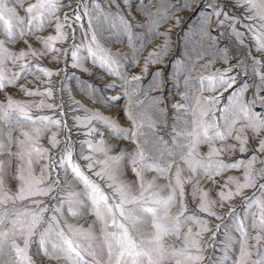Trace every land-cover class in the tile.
Returning <instances> with one entry per match:
<instances>
[{
  "label": "snow or ice",
  "instance_id": "1",
  "mask_svg": "<svg viewBox=\"0 0 264 264\" xmlns=\"http://www.w3.org/2000/svg\"><path fill=\"white\" fill-rule=\"evenodd\" d=\"M199 2L183 0L176 7L161 0L152 12L136 0L147 17L139 23L121 8L129 0H0V264H264V0L205 4L198 14L196 60L208 54L203 44L210 40L213 59L202 68L217 60L229 66L200 73L193 82L195 62L178 61L183 102H167L160 70L142 86L149 65L163 63L171 48V29L160 32L159 25L175 18L179 26L175 13ZM137 27L151 35L141 37L133 31ZM121 33L132 52H113L102 43L115 42ZM159 36L163 44L130 76L146 43ZM141 38L146 43L137 46L134 40ZM221 39L229 46L219 48ZM230 46L237 56H230ZM45 59L58 67L42 64ZM89 62L115 78L106 88L123 95L105 97L88 84L81 90L109 107L126 101L128 126L89 108L71 90L66 106L67 76L61 73L69 64L88 72ZM30 76L46 78L44 87L20 83ZM53 76L61 79L54 82ZM9 87L41 99H18ZM56 91L59 100L49 102ZM235 153L241 155L226 159ZM230 171L242 175H228L215 197L213 189L201 187L215 186ZM186 186L198 201L195 211H189ZM238 197H244L240 208L233 206ZM225 207L228 212L218 211ZM87 216L94 219L80 223ZM225 216V223L213 224L211 218Z\"/></svg>",
  "mask_w": 264,
  "mask_h": 264
},
{
  "label": "rangeland",
  "instance_id": "2",
  "mask_svg": "<svg viewBox=\"0 0 264 264\" xmlns=\"http://www.w3.org/2000/svg\"><path fill=\"white\" fill-rule=\"evenodd\" d=\"M76 0H72V3L75 4ZM103 2V0H101ZM183 2V0H173V4L176 7H179L180 4ZM191 2V0H190ZM210 0H200L199 4L195 5L194 8L192 9H186L184 11H178L175 13L177 17L180 18V24L179 26H176V20L175 18L170 19L164 23H161L159 25L158 31L160 32H165L171 29V48L167 56L164 57V62L160 64H151L149 65V71L146 76H144L142 80V86L147 85L149 80L152 77V73L155 72L156 70H160L161 76L164 78L166 81V86L163 89V92L165 94L166 100L169 104L174 103V102H183L181 99L180 92L183 91L184 89V79L185 77L181 76V73L177 70L179 67L178 61H184L185 63L189 62V58H191V61L195 62V69L191 70L190 67V73L191 77L193 78V82H195V77L203 73L204 75H210L212 72H214L217 68H225L228 67V64H225L222 60H217L211 68L205 70L202 68V65L208 63V61L213 59V56L210 54L212 51H215V48L209 49V45L211 44L210 40L204 41L203 48L208 49V54H205L203 59L196 60V53L193 51L195 48L196 50H201L200 46L196 43L197 41L200 40V32H199V27H200V17L199 13L202 9H205V4L209 3ZM224 3H228V0H223ZM142 3H146L149 6V10L152 12H155L157 8L161 7V0H142ZM140 5L136 3V0H129V5L125 6L123 3L121 4V8L124 11V14L128 16L129 19L133 20V22H139V23H144L147 21V17L144 16L142 13H140L137 9ZM113 11H116L115 7L112 8ZM64 11H69V9H64ZM230 15H238V12H230ZM212 25L211 28L213 30L212 34L216 35L215 32V17L212 18ZM241 31L244 29L241 28ZM52 29H48V32H51ZM134 32L140 34L141 37H149L151 34L148 32L147 29L145 28H140L137 27L133 29ZM43 35H47L48 33H42ZM78 39H82V37H79V32L77 33ZM109 32H104V36H109ZM164 37L159 36L151 39V42L146 43L144 39H137L134 40V42L137 44V46L141 44H145L146 46L143 48V51L140 53V66L134 67V68H129L128 69V74L131 76L133 74H138L141 71V67L143 66L144 58L147 57L148 53L151 52L153 49H156L158 45L163 44L164 42ZM115 42H110V41H102V43L105 44L106 47L110 48L113 52L120 51V52H132L133 48L132 46L128 43L126 36L121 33L118 37H114ZM123 41V42H121ZM71 41L65 43L63 46L67 47L68 43ZM246 43H250V41H246ZM23 46V42L20 44L15 45V48H20ZM39 46V45H36ZM225 46H229V42L227 40L221 39V43L218 45L219 48H223ZM185 53H188V55H185ZM230 56H237V49L236 47H231L230 46ZM254 55H258L257 53H253ZM131 57L128 58L127 61H124L125 64L130 63ZM42 64L51 67V68H56L58 65L55 63H50L48 59H45L41 61ZM232 63H235V60L232 61ZM89 68L88 72H84L82 69L79 68H73L71 65H68L67 72L66 74L64 72L61 73V76H67V78L64 80V85H65V91L63 93L64 100L66 102V106L68 103V93L69 90H71V95L74 96L76 99L81 100L83 98L85 101L81 100L86 106L89 108H94V109H100L102 112H104L106 115H112L117 118H119L120 123L124 126H128L129 122L124 119L122 112H123V107L126 101L121 100V101H116L115 107H109L107 105L98 103L91 99L90 97L86 96L85 93L81 90L82 86L84 84H88L89 87L95 86L97 89V92L100 93L101 95L105 97H111V96H121L123 95L122 92L120 91L119 88L116 89H108L105 87L106 84L111 83L115 78L112 77L111 75L107 74L104 70L100 69L98 66H94L89 62L86 65ZM46 79L44 77H41L39 80H37L35 77H28L27 80H21L20 83L27 84L29 88H36L40 87L41 89L44 87V84L42 81ZM61 79L60 76H53L52 80L54 82H58ZM239 79V78H238ZM31 81V82H30ZM117 84L121 83L120 81H116ZM54 87L56 89L59 88L58 83H54ZM9 93H11L13 96H15L18 99H31V100H39L41 97H26L22 92L18 90V88L14 87H9L7 89ZM252 89L250 88L248 90L247 95L252 94ZM77 93V94H76ZM154 93H149V95H152ZM213 93L210 92H204L203 95L208 96L212 95ZM60 93L56 91L54 93V96L49 102H57L60 98ZM79 97H77V96ZM228 93H225V96H227ZM0 99H3V95L0 94ZM259 108V106H257ZM53 111H59L58 109L56 110H44V114H52ZM171 111V110H170ZM69 123L71 124V121L69 120ZM251 135V134H249ZM231 142V141H229ZM45 145H47V140L45 139L43 141ZM253 147L255 146L254 144L252 145ZM202 151H207L206 148H202ZM240 153H235L231 157H226L228 160L235 159L237 156H240ZM246 155H250L246 154ZM258 166V165H257ZM228 175H237L240 176L242 173L240 171H230L228 173H225L224 176L218 177L217 181L218 183L214 186L211 184V182H202L201 187L203 188H210L213 189L211 192V195L215 197L216 191L219 190V184L223 183V181L227 178ZM129 176H131V173H129ZM71 179V177H69ZM160 183H164L165 181L160 180ZM260 183H264V180L260 181ZM255 191L253 190H247L245 192V196H250L252 195V192ZM190 186H186V199L188 202V207L189 211H195L196 210V204L198 201L193 202L192 198L190 196ZM244 197H238L236 200L233 202V206L240 208L242 204V200ZM228 207H225L224 209H218V211L222 212H228ZM94 217L92 216H87L85 220H81L80 223H90ZM213 220V224H223L228 220V217L225 216L223 220H215V218H211ZM75 222V221H73ZM223 239V233L218 235L217 240H222ZM220 245L217 244V250L215 251L214 255L216 257L221 256V252L219 251ZM208 254L212 255L213 251L212 249L208 250ZM38 259H43V257H38ZM47 264H63V262H56V261H47ZM204 264H207V259L205 260ZM228 264V262H226Z\"/></svg>",
  "mask_w": 264,
  "mask_h": 264
},
{
  "label": "bare ground",
  "instance_id": "3",
  "mask_svg": "<svg viewBox=\"0 0 264 264\" xmlns=\"http://www.w3.org/2000/svg\"><path fill=\"white\" fill-rule=\"evenodd\" d=\"M76 94H77V93H76ZM76 96H77V95H76ZM77 97H78V96H77ZM81 97H82V96H81ZM81 97H80V99L83 100V101H85V100H84L83 98H81ZM78 98H79V97H78ZM85 102H86V101H85ZM86 103H88V102H86Z\"/></svg>",
  "mask_w": 264,
  "mask_h": 264
}]
</instances>
